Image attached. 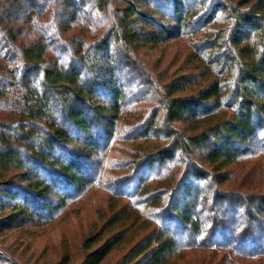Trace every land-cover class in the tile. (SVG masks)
Here are the masks:
<instances>
[{
  "label": "trees",
  "instance_id": "16d2710c",
  "mask_svg": "<svg viewBox=\"0 0 264 264\" xmlns=\"http://www.w3.org/2000/svg\"><path fill=\"white\" fill-rule=\"evenodd\" d=\"M95 189L65 264H264V0H0V235Z\"/></svg>",
  "mask_w": 264,
  "mask_h": 264
},
{
  "label": "rangeland",
  "instance_id": "374dc122",
  "mask_svg": "<svg viewBox=\"0 0 264 264\" xmlns=\"http://www.w3.org/2000/svg\"><path fill=\"white\" fill-rule=\"evenodd\" d=\"M176 46L187 45L182 43ZM137 59L148 72L146 70H150V67L163 69L170 54L163 57L161 51L148 50L146 53L141 52ZM111 174L114 175L113 172ZM107 196L108 192L101 189H95L82 197L75 195L69 199L67 206L49 217L45 216L43 221L48 222L22 226L1 234L0 264H65L64 256L71 249H76L79 258L82 238L88 228L99 223V210L107 208ZM99 200L102 201L100 205ZM89 225L93 226L87 228Z\"/></svg>",
  "mask_w": 264,
  "mask_h": 264
}]
</instances>
